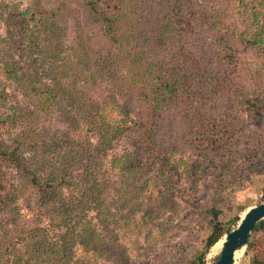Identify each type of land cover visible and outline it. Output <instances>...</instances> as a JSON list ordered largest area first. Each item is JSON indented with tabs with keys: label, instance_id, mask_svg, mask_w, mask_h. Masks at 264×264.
Returning <instances> with one entry per match:
<instances>
[{
	"label": "rangeland",
	"instance_id": "rangeland-1",
	"mask_svg": "<svg viewBox=\"0 0 264 264\" xmlns=\"http://www.w3.org/2000/svg\"><path fill=\"white\" fill-rule=\"evenodd\" d=\"M249 2L252 4L253 0H204L208 10L217 6L224 16L215 26L205 23L196 27L193 41L199 50L200 67L215 68L209 78L225 87L205 91L221 130L229 135L223 139L233 151H255L256 165L251 167V173L240 174L239 183L230 179L226 190L215 184L218 173L212 169L210 159L214 158L208 152L217 145L205 139L207 149H198V139L206 136L202 124L207 121V115L212 116L203 115L198 98L171 106L160 115L158 124L152 127L156 141L153 150H161L157 157L150 155V145L145 142L149 132H125L114 139L99 158V164H94L100 182V202H86L69 219L60 213L58 205L62 202H38L33 188L16 192L21 174L12 165L3 163L8 190L0 196V260L9 258L12 264H208L212 261L218 252L215 244L203 260L199 256L212 218L225 221L236 214L240 217L264 200V109L261 115L254 113L258 105L264 104V55L258 48L246 47L247 37L256 34L264 16L253 17ZM52 4L53 0H0V89L7 94L0 100V116L15 119L0 130L9 143L28 126V130L41 133L46 140L58 141V145L84 144L87 136L95 145L100 140L99 129L92 131L84 121L74 123L73 115L79 106L67 99L78 98L81 105L94 108L96 120L103 114L111 124L118 118L134 120L141 115V106L136 97H131L126 82L102 71L92 76L93 66L75 58L81 37L71 12L80 10L78 4L71 3L51 21L55 28L50 34L47 30L42 33L37 40L39 45L22 40L24 33L30 37L32 31L20 30L11 20L21 18L23 13L27 19L32 13L39 17L44 9L51 10ZM164 9L163 2H156L155 16L163 14ZM36 26L39 31L46 29L45 24L34 21L30 29H37ZM221 36L227 44L224 48L218 43ZM57 40L62 44L55 46ZM29 45L32 49H28ZM46 45L52 57L44 61L42 52ZM230 46H235L238 58L231 67L223 66L222 56ZM53 60L66 69L56 73L58 68L51 67ZM71 62L73 70L69 69ZM17 65L23 72L34 73L44 91L45 86H51L50 89L57 86L55 78L62 79L65 99L56 95L51 109H42L34 91L17 84L6 72L8 66L14 72ZM73 71L81 74L66 73L62 77V73ZM251 99L259 101L249 110ZM250 146L252 150L246 151ZM58 150L63 152L62 148ZM57 152H48L55 164L60 163ZM178 159H187L181 164L187 166L185 173L160 174L163 164L169 172ZM78 168L77 164L69 167L68 180L82 175L83 169ZM229 184L233 185L228 187ZM64 193L66 197L72 196L67 189ZM63 235L68 236L65 246L71 247L67 251L60 246ZM260 236L264 255V232ZM252 258L246 248L235 264H250Z\"/></svg>",
	"mask_w": 264,
	"mask_h": 264
},
{
	"label": "trees",
	"instance_id": "trees-1",
	"mask_svg": "<svg viewBox=\"0 0 264 264\" xmlns=\"http://www.w3.org/2000/svg\"><path fill=\"white\" fill-rule=\"evenodd\" d=\"M156 2H163L165 7V11L161 12L163 14L157 16H155ZM71 3H76L80 7L77 12L76 9L71 12L77 22L76 26L80 30L79 36L81 37L80 46L78 50H75L79 53L75 58H81L83 63L93 66L92 76L102 71L121 79L122 83L126 82L132 94L131 97H136L141 106V115L134 120L118 118L112 124L103 114H100L99 119L96 120L97 114L94 108L81 105L78 98L73 96L67 99L72 101L75 107L79 106L73 115V121L74 123L84 121L92 131L99 129L100 140L95 145L89 136L84 144L58 145V141H54L52 138L46 140L47 137L41 133L28 130V126L9 143L0 130V196L8 190L2 171L3 163H7L21 174L22 180L14 189L16 192L23 191L25 187L33 188L36 190L38 202H62L58 205L61 215L66 219L71 218L78 208L82 209L86 206V202H100V182L96 177L98 170L95 165L99 164V158H102L103 152L108 151L114 139L122 137L125 132L130 133V131L136 134L149 132L145 142L150 145V155L157 157L161 150H153L156 141L153 137L152 127L156 122L158 124L160 115L168 111L169 107L188 103L195 98H198V100L196 99L198 105L201 104L199 108L204 111L203 115L211 113L212 116L207 115V121L202 124L205 127L206 136L198 139V149L204 151L207 149L209 145H206L207 140L205 139H209L211 143L214 142L217 145L216 148H210L208 152L214 158V160L210 159L212 169L218 173L215 174V184L222 185V188L226 190L230 179L239 183L240 174L251 173V167L256 165L257 158L253 154L255 151H233L228 146L229 143L226 139H223L229 135L221 130L219 119H216L213 106L208 104L205 91H219L224 90L225 87L216 85L209 78L210 71L215 68L200 67L199 50H197V46L195 49L193 41L196 27L205 23L214 26L219 24L223 19L224 11L218 9L217 6L208 10L204 0H53L51 10L44 9L45 12H42L39 17L32 13L30 19H27L26 13H23L21 18L17 16L16 19L11 20L12 25L18 26L22 31H32L30 37L24 33L21 36L22 40L28 43L30 41L35 46L39 45L37 40L42 33L47 30L50 34L55 28L51 21L61 14L65 7H70ZM251 5L253 17L255 15L256 17L264 16V0H253ZM240 7L241 5L238 4L237 8L240 9ZM33 21L45 24L46 29L39 31L37 28L39 25L35 27L38 30L30 29ZM258 27L255 35L249 34L247 37L246 47L258 48L264 55V23ZM154 29L155 31H153ZM223 40L222 36L218 38V43H221L224 48L227 44H224ZM61 44V41L57 40L55 46ZM29 48L32 49L30 45ZM47 48L48 45L45 46V52H42L44 61L52 57L49 56ZM237 55L238 51L235 46L228 47L227 52L222 56L223 66L234 65L238 58ZM73 64L71 62L69 69L73 70ZM51 67L58 68L56 73L60 69H66L64 65L55 63V60ZM216 70L220 71L218 67ZM6 72L17 84L19 83L26 90L34 91V96L39 101L38 106L44 110L51 109L53 105L51 101L56 99V95L65 99L63 91H66V88L60 85L62 79L55 78L57 86L52 89H50L51 86H45L47 90L44 91L42 86H38L40 82L37 81L34 73L23 72L22 67L18 65L14 72L8 66ZM74 72H64L62 77L66 73L73 75ZM75 73L76 76L81 74ZM117 75L119 76L117 77ZM226 85L228 86V84ZM220 87L221 89H218ZM0 91V100H4L6 93H4V89H0ZM259 99L263 100L261 97ZM257 101L259 100H249L251 103L249 110H252ZM261 109H264V104L258 105L254 113L261 115ZM13 120H15L13 116L6 118L0 116V129L11 124ZM221 139L223 140L220 141ZM45 144L46 146L50 145L49 148H46ZM58 148H62L63 152L58 153ZM249 150H252V146L246 148V151ZM42 152H46V155H41ZM48 152H57L60 163L55 164L54 158ZM165 154L167 152L163 155ZM159 155L162 156V154ZM186 160L175 161L169 172L164 169L165 164H163L160 174L164 175L172 173V171L178 174L179 172L185 173L187 166L184 167L181 164ZM72 164H77L78 169H83V172L78 179L74 177L72 180H68L69 167ZM167 182L170 183V180ZM231 185L233 184H229L228 187ZM66 189L71 192L72 196H65ZM219 213L216 214V219H219ZM238 219V214L225 221H214L212 218L208 223L209 232L199 254L201 260L219 239L232 230V224ZM262 232H264V220L255 226L249 237L247 253H251L253 256L250 264H264V255L261 252L260 234ZM62 238L63 242L60 246H63V249L67 251L71 248L65 246L68 236L63 235ZM11 261L9 258L1 259L0 264H12Z\"/></svg>",
	"mask_w": 264,
	"mask_h": 264
},
{
	"label": "water",
	"instance_id": "water-1",
	"mask_svg": "<svg viewBox=\"0 0 264 264\" xmlns=\"http://www.w3.org/2000/svg\"><path fill=\"white\" fill-rule=\"evenodd\" d=\"M262 220H264V200L248 208L239 217L236 226L222 237L224 240L221 247L208 264H235L236 252L247 248L253 229Z\"/></svg>",
	"mask_w": 264,
	"mask_h": 264
},
{
	"label": "bare ground",
	"instance_id": "bare-ground-1",
	"mask_svg": "<svg viewBox=\"0 0 264 264\" xmlns=\"http://www.w3.org/2000/svg\"><path fill=\"white\" fill-rule=\"evenodd\" d=\"M223 238H221L215 245H214V247L215 248H220L221 247V245H222V242H223ZM242 252H243V249L242 250H240V251H237L236 252V254H235V258L237 259L241 254H242Z\"/></svg>",
	"mask_w": 264,
	"mask_h": 264
}]
</instances>
